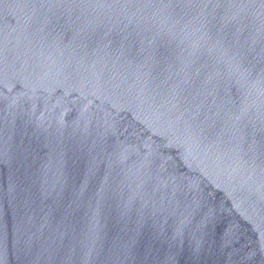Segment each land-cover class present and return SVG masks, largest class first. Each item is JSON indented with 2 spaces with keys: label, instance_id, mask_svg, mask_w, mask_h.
I'll return each mask as SVG.
<instances>
[{
  "label": "water",
  "instance_id": "obj_1",
  "mask_svg": "<svg viewBox=\"0 0 264 264\" xmlns=\"http://www.w3.org/2000/svg\"><path fill=\"white\" fill-rule=\"evenodd\" d=\"M0 264H264V0H0Z\"/></svg>",
  "mask_w": 264,
  "mask_h": 264
}]
</instances>
